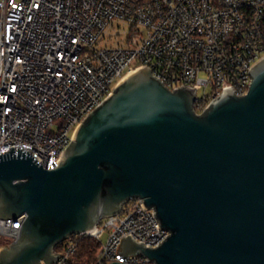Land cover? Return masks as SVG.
<instances>
[{
  "label": "water",
  "instance_id": "1",
  "mask_svg": "<svg viewBox=\"0 0 264 264\" xmlns=\"http://www.w3.org/2000/svg\"><path fill=\"white\" fill-rule=\"evenodd\" d=\"M248 73L246 94L227 88L197 113L195 90H170L145 67L83 118L55 168L1 152L0 218L24 220L0 264H50L58 243L135 198L169 233L153 247L125 237L124 256L264 264V56Z\"/></svg>",
  "mask_w": 264,
  "mask_h": 264
},
{
  "label": "built area",
  "instance_id": "2",
  "mask_svg": "<svg viewBox=\"0 0 264 264\" xmlns=\"http://www.w3.org/2000/svg\"><path fill=\"white\" fill-rule=\"evenodd\" d=\"M263 56L264 0H0V154L13 146L55 168L83 118L136 70L195 90L201 113L227 88L246 94ZM23 220L0 218V250ZM157 222L130 199L65 239L50 264H68L79 236L100 241L90 264H151L120 246L125 237L156 246L169 233Z\"/></svg>",
  "mask_w": 264,
  "mask_h": 264
},
{
  "label": "trees",
  "instance_id": "3",
  "mask_svg": "<svg viewBox=\"0 0 264 264\" xmlns=\"http://www.w3.org/2000/svg\"><path fill=\"white\" fill-rule=\"evenodd\" d=\"M76 242V252L73 254L68 264H90L100 248V241L89 236H79ZM62 244V242L58 243L55 246V251H59L63 246Z\"/></svg>",
  "mask_w": 264,
  "mask_h": 264
},
{
  "label": "rangeland",
  "instance_id": "4",
  "mask_svg": "<svg viewBox=\"0 0 264 264\" xmlns=\"http://www.w3.org/2000/svg\"><path fill=\"white\" fill-rule=\"evenodd\" d=\"M119 32H120L121 36L124 35L122 29H120ZM201 93H202V90L198 92L199 95H200ZM105 239H106V233L103 234V235L101 236V240H102V241H104Z\"/></svg>",
  "mask_w": 264,
  "mask_h": 264
}]
</instances>
